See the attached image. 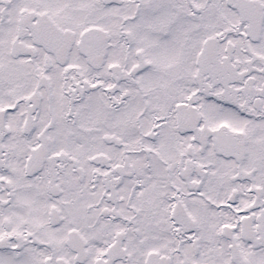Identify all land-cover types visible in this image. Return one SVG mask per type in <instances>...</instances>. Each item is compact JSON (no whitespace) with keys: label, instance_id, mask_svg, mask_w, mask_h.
<instances>
[{"label":"snow or ice","instance_id":"obj_1","mask_svg":"<svg viewBox=\"0 0 264 264\" xmlns=\"http://www.w3.org/2000/svg\"><path fill=\"white\" fill-rule=\"evenodd\" d=\"M0 264H264V0H0Z\"/></svg>","mask_w":264,"mask_h":264}]
</instances>
